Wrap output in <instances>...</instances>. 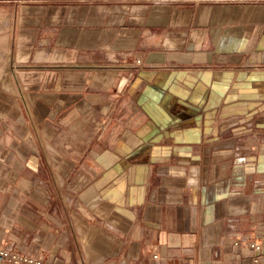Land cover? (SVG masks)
<instances>
[{
	"label": "crops",
	"instance_id": "crops-1",
	"mask_svg": "<svg viewBox=\"0 0 264 264\" xmlns=\"http://www.w3.org/2000/svg\"><path fill=\"white\" fill-rule=\"evenodd\" d=\"M1 19L0 248L264 264V0H0Z\"/></svg>",
	"mask_w": 264,
	"mask_h": 264
},
{
	"label": "built area",
	"instance_id": "built-area-1",
	"mask_svg": "<svg viewBox=\"0 0 264 264\" xmlns=\"http://www.w3.org/2000/svg\"><path fill=\"white\" fill-rule=\"evenodd\" d=\"M140 60L134 61V66H140ZM250 247L253 250H258L259 246L251 243ZM152 258L155 260L158 258V255L153 254ZM256 262V261H255ZM0 264H52L46 262L41 257L35 255H23L15 250H9L7 248H0Z\"/></svg>",
	"mask_w": 264,
	"mask_h": 264
},
{
	"label": "rangeland",
	"instance_id": "rangeland-1",
	"mask_svg": "<svg viewBox=\"0 0 264 264\" xmlns=\"http://www.w3.org/2000/svg\"><path fill=\"white\" fill-rule=\"evenodd\" d=\"M3 22L6 19L0 20V75L9 69V59H8V36L6 33L7 28L3 26Z\"/></svg>",
	"mask_w": 264,
	"mask_h": 264
},
{
	"label": "bare ground",
	"instance_id": "bare-ground-1",
	"mask_svg": "<svg viewBox=\"0 0 264 264\" xmlns=\"http://www.w3.org/2000/svg\"><path fill=\"white\" fill-rule=\"evenodd\" d=\"M3 82V81H2ZM8 89V88H7Z\"/></svg>",
	"mask_w": 264,
	"mask_h": 264
}]
</instances>
